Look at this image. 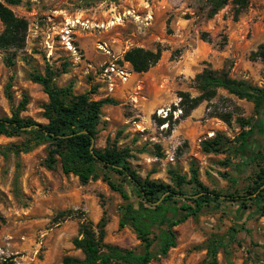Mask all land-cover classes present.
Wrapping results in <instances>:
<instances>
[{
	"label": "rangeland",
	"instance_id": "1",
	"mask_svg": "<svg viewBox=\"0 0 264 264\" xmlns=\"http://www.w3.org/2000/svg\"><path fill=\"white\" fill-rule=\"evenodd\" d=\"M247 2L237 17V7L230 2L208 19L206 0H20L9 8L28 24L26 43L20 51L0 52V118H10L25 101L20 118L46 124L42 107L47 97L30 75L50 69L54 85L70 88L72 95L95 90L92 100L117 102L102 108L94 147L128 148L130 166L142 180L172 186L170 171L189 180L193 167L209 191L244 196L259 164L242 157L235 120H263L251 154L264 155V114L255 115L251 103L218 90L214 100L181 119L177 94L196 97L195 77L207 68L264 88V64L250 61L251 52L264 41V0ZM2 30L0 23V34ZM132 48L160 49V59L144 74L130 67L127 82L109 93L99 81L101 66L108 61L122 66L125 52ZM169 113L171 119L159 126L156 121ZM214 113H229L230 125L210 118ZM215 134L227 140L223 153H203L200 142ZM23 140L0 136V147ZM47 149L44 144L27 154L0 156V264H62L65 257L81 258L72 245L80 225L96 226L101 220L106 244L138 247L136 236L118 226L123 203L119 194L101 178L81 185L76 177L63 175L59 165L46 169ZM108 176L121 184L118 175ZM184 189L191 193L189 186ZM215 206L175 227L176 247L150 264H206L205 246L211 236L226 237L231 227L240 230L242 224L245 230L237 238L244 243L229 240L216 264H264V217L247 219L243 214L237 220L238 204L222 201L219 210Z\"/></svg>",
	"mask_w": 264,
	"mask_h": 264
},
{
	"label": "trees",
	"instance_id": "2",
	"mask_svg": "<svg viewBox=\"0 0 264 264\" xmlns=\"http://www.w3.org/2000/svg\"><path fill=\"white\" fill-rule=\"evenodd\" d=\"M83 1L89 4L97 0ZM206 1L210 4L206 15L208 19H212L230 2L237 7L234 12L237 17L248 4L247 0ZM19 3L20 0H0V23L3 26L0 34V52H16L25 47L28 24L25 19L16 17L9 8ZM160 55V49L151 51L132 48L125 52L123 61L130 65L133 73L144 74L158 63ZM5 60L7 65H12L10 57ZM250 61L264 64V41L251 52ZM30 79L42 88L47 97V103L42 107L46 124L20 118L19 113L25 107V101L21 102L17 109L12 111L10 118H0V136H24V140L16 145L0 147V156L6 159L9 155L27 154L46 144L48 149L43 163L46 169L53 170L59 165L63 175L76 177L81 185L101 178L112 191L119 194L123 202L119 207V228H128L139 242V246L132 249L106 244L103 220L96 226L83 223L78 229L77 237L72 241L74 249L79 251L82 257H65L62 264H150L157 257L165 258L168 252L176 247L175 227L189 218L196 219L205 208L212 210L210 207L216 205L214 210H219L218 204L222 201L240 206L237 220H240L243 214L247 215V219L264 217V155L251 154L254 141L262 131L263 120H235L240 129V134L235 138L240 153L249 162H258L259 170L244 196H223L205 188L193 167L190 168L189 180L170 171L172 186L148 178L142 180L130 166L131 151L128 148H118L115 144L107 145L101 150L94 147L101 110L105 106L117 105L116 101L110 98L92 100L90 96L95 94V90L82 95H72L70 88H58L54 85V73L50 69H47L44 75L32 74ZM194 84L198 92L196 97L186 92L177 94L181 119L187 118L202 103L214 100L218 90L251 103L255 115L264 114V88L232 79L224 70L204 69L195 77ZM6 96L8 100L11 99L9 94ZM171 116L169 113L156 123L161 126L168 122ZM209 117L216 118L227 126L232 119L229 113H214ZM171 131L172 129L169 133ZM226 143L224 136L215 134L213 138L201 141L199 146L205 154L219 155L223 153ZM108 173L121 177V184L115 185ZM185 186L190 187L191 193L185 191ZM241 226L240 230L233 226L227 231L226 242L224 236H211L205 246L206 264L217 263L219 251H226L229 240H237L240 245L244 243L237 238L238 233L245 230L244 224Z\"/></svg>",
	"mask_w": 264,
	"mask_h": 264
},
{
	"label": "built area",
	"instance_id": "3",
	"mask_svg": "<svg viewBox=\"0 0 264 264\" xmlns=\"http://www.w3.org/2000/svg\"><path fill=\"white\" fill-rule=\"evenodd\" d=\"M129 68L130 65L125 62L122 66H119L114 61H108L100 68L99 81L109 93H112L119 85L127 82ZM168 161L170 163L174 162L172 155L168 156Z\"/></svg>",
	"mask_w": 264,
	"mask_h": 264
}]
</instances>
